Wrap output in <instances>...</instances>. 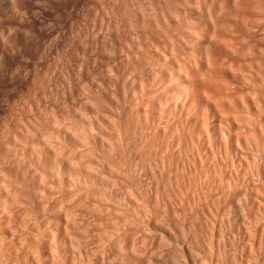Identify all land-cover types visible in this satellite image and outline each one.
Returning <instances> with one entry per match:
<instances>
[{
	"label": "rangeland",
	"instance_id": "1",
	"mask_svg": "<svg viewBox=\"0 0 264 264\" xmlns=\"http://www.w3.org/2000/svg\"><path fill=\"white\" fill-rule=\"evenodd\" d=\"M0 264H264V0H0Z\"/></svg>",
	"mask_w": 264,
	"mask_h": 264
}]
</instances>
